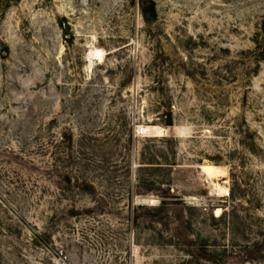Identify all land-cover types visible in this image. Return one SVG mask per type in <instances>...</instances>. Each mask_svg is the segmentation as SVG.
<instances>
[{
	"label": "rangeland",
	"instance_id": "1",
	"mask_svg": "<svg viewBox=\"0 0 264 264\" xmlns=\"http://www.w3.org/2000/svg\"><path fill=\"white\" fill-rule=\"evenodd\" d=\"M0 264H264V0H0Z\"/></svg>",
	"mask_w": 264,
	"mask_h": 264
},
{
	"label": "built area",
	"instance_id": "2",
	"mask_svg": "<svg viewBox=\"0 0 264 264\" xmlns=\"http://www.w3.org/2000/svg\"><path fill=\"white\" fill-rule=\"evenodd\" d=\"M146 132H147L146 129H144L143 127H139L136 130V135H138V136H144V135L147 134ZM227 195H228V193H227Z\"/></svg>",
	"mask_w": 264,
	"mask_h": 264
},
{
	"label": "bare ground",
	"instance_id": "3",
	"mask_svg": "<svg viewBox=\"0 0 264 264\" xmlns=\"http://www.w3.org/2000/svg\"><path fill=\"white\" fill-rule=\"evenodd\" d=\"M95 58V57H94ZM204 171L211 177H214V172L210 171L208 168H204ZM216 187V186H215ZM218 190H221V188L218 186Z\"/></svg>",
	"mask_w": 264,
	"mask_h": 264
},
{
	"label": "trees",
	"instance_id": "4",
	"mask_svg": "<svg viewBox=\"0 0 264 264\" xmlns=\"http://www.w3.org/2000/svg\"><path fill=\"white\" fill-rule=\"evenodd\" d=\"M141 12H142V14L144 16L146 11L144 9H141Z\"/></svg>",
	"mask_w": 264,
	"mask_h": 264
}]
</instances>
